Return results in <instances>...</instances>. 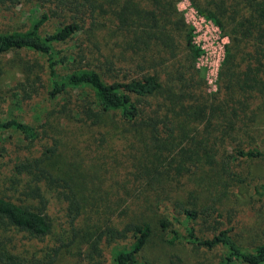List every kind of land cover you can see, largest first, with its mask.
<instances>
[{"label":"trees","instance_id":"trees-1","mask_svg":"<svg viewBox=\"0 0 264 264\" xmlns=\"http://www.w3.org/2000/svg\"><path fill=\"white\" fill-rule=\"evenodd\" d=\"M178 1L36 0L44 11L27 30L0 32V53L45 60L16 58L22 99L43 72L49 98H62L42 125L0 118L27 150L0 178V264H55L72 248L74 264H107L112 242L120 244L109 264H149L142 254L171 219L211 264H264V225L238 229L229 203L236 164L264 158V0H190L228 37L212 94ZM49 20L58 24L43 33ZM72 39L73 50L54 45ZM254 193L264 206V181ZM55 201L65 226L37 249L54 233ZM157 208L169 217L152 219Z\"/></svg>","mask_w":264,"mask_h":264},{"label":"rangeland","instance_id":"rangeland-1","mask_svg":"<svg viewBox=\"0 0 264 264\" xmlns=\"http://www.w3.org/2000/svg\"><path fill=\"white\" fill-rule=\"evenodd\" d=\"M179 2V1H178ZM178 4V3H177ZM44 10L38 6L36 0H24L18 4H11L9 1L0 3V32L25 31ZM58 22L49 20L42 27V32L55 28ZM76 40H69L66 43H54L56 47H63L67 50H73L76 46ZM18 56L37 59L41 63H45L42 55L25 49H18L5 53H0V118L13 117L22 119L34 125H42L47 122L48 114L58 107L57 104L62 101L59 97L56 100H51L48 96V82L46 73H42L43 85L30 98L22 99L19 94L17 84L22 80V73L16 65ZM199 75L205 78L203 70L198 68ZM207 84V83H206ZM206 91L210 94L215 90L212 86H206ZM264 126V125H263ZM258 144L264 149V131L261 140ZM25 141L21 138L17 131L12 129H0V147H5L6 155L0 158V171L4 174L0 178L11 176L10 172L11 160L23 157L27 150L23 147ZM49 167L53 171L61 172V165L54 159L48 161ZM8 164V166H7ZM238 180L235 184L234 191L231 193V204L235 205L236 215L234 214L232 222L236 223L238 229L242 227L247 230L253 223L264 225V206L256 201L258 195L254 193V187L264 181V158L262 159H244L238 162L235 166ZM3 186H6L3 184ZM53 208L49 212L54 221V233L46 236L42 241L37 243V249H41L47 245H52L56 242V237L62 232L61 229L65 226L64 211L62 203L55 201ZM156 212L151 213V218L156 219L162 216L169 217V213L162 209H154ZM153 210V211H154ZM171 229L163 232L156 230L155 238L147 245L143 252V259H146L149 264H198L200 260L206 256L201 264H211V252H207L203 256H198L192 250L184 236V230L181 224L172 220ZM178 236L174 237V233ZM119 242L105 243L103 252L107 264L111 258L112 251L119 246ZM180 257L179 262H176V257ZM77 259L75 249L72 248L69 252L61 254L55 264H74ZM174 260L175 263L172 261Z\"/></svg>","mask_w":264,"mask_h":264},{"label":"built area","instance_id":"built-area-1","mask_svg":"<svg viewBox=\"0 0 264 264\" xmlns=\"http://www.w3.org/2000/svg\"><path fill=\"white\" fill-rule=\"evenodd\" d=\"M177 7L191 28L192 42L200 50L195 60L196 68L204 71L206 83L216 90L219 67L225 56L228 37L212 19L199 13L190 0H179Z\"/></svg>","mask_w":264,"mask_h":264}]
</instances>
